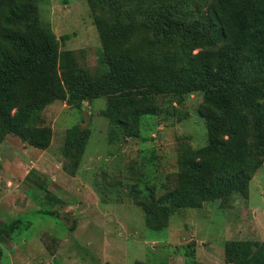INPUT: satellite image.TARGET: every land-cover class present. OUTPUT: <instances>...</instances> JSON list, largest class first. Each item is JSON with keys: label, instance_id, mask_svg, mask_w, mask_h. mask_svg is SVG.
Instances as JSON below:
<instances>
[{"label": "trees", "instance_id": "trees-1", "mask_svg": "<svg viewBox=\"0 0 264 264\" xmlns=\"http://www.w3.org/2000/svg\"><path fill=\"white\" fill-rule=\"evenodd\" d=\"M87 2L100 40L98 78L85 75L71 51L57 57L36 0H0V139L12 133L44 149L52 131L42 110L57 100L80 108L96 97L107 100L102 113L112 130L145 139L157 97L201 91L206 144L197 155L180 146L175 184L158 198L143 182L130 193L149 202L145 225L153 231L166 228L174 209L248 196L264 163V0ZM224 250L228 264H264V240H228ZM190 261L183 264H206L193 253Z\"/></svg>", "mask_w": 264, "mask_h": 264}, {"label": "rangeland", "instance_id": "rangeland-1", "mask_svg": "<svg viewBox=\"0 0 264 264\" xmlns=\"http://www.w3.org/2000/svg\"><path fill=\"white\" fill-rule=\"evenodd\" d=\"M36 3L58 40L57 57L71 51L85 75L98 78L100 40L87 0ZM202 100L201 91L157 97L156 114L142 125L145 139L112 130L102 113L104 97L80 108L63 100L47 105L41 119L52 137L44 149L6 133L0 139V232L14 228L2 232L0 264H183L192 253L199 262L228 264L226 241H263L264 163L250 179L248 196L174 209L163 230L146 227L143 203L149 202L130 193L143 182L158 198L174 186L182 152L190 147L197 155L207 142L198 114Z\"/></svg>", "mask_w": 264, "mask_h": 264}, {"label": "crops", "instance_id": "crops-1", "mask_svg": "<svg viewBox=\"0 0 264 264\" xmlns=\"http://www.w3.org/2000/svg\"><path fill=\"white\" fill-rule=\"evenodd\" d=\"M252 182V181H251ZM251 182H250V184H251ZM250 186H249V191H250ZM251 196H250V193H249V198H250ZM255 200V199H254ZM256 205V204H255ZM257 207V206H256ZM243 211H244V213H246L247 211H250V208H244L243 209ZM251 212H252V216H254L255 215V210L253 209V208H251ZM253 213H254V215H253ZM262 213H263V211H262ZM244 215V214H243ZM242 222H245V218L244 219H242L241 221H239L238 222V224H242ZM259 227V226H258ZM261 234V233H260Z\"/></svg>", "mask_w": 264, "mask_h": 264}]
</instances>
